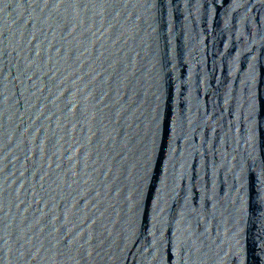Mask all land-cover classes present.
Instances as JSON below:
<instances>
[{"label":"water","instance_id":"95a60500","mask_svg":"<svg viewBox=\"0 0 264 264\" xmlns=\"http://www.w3.org/2000/svg\"><path fill=\"white\" fill-rule=\"evenodd\" d=\"M0 264H264V0H0Z\"/></svg>","mask_w":264,"mask_h":264}]
</instances>
